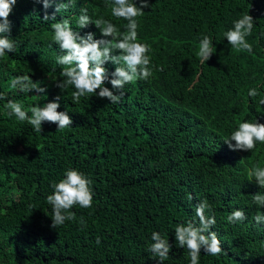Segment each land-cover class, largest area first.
Masks as SVG:
<instances>
[{
	"label": "trees",
	"instance_id": "trees-1",
	"mask_svg": "<svg viewBox=\"0 0 264 264\" xmlns=\"http://www.w3.org/2000/svg\"><path fill=\"white\" fill-rule=\"evenodd\" d=\"M149 2L137 18V42L150 46L153 74L126 84L113 104L98 94L73 103L71 86L56 87L54 80L63 79L56 63L60 49L52 21L43 20L55 3L45 10L42 0H16L8 18L16 50L0 58V93L6 97L0 99V264H160L147 251L154 231L171 245L164 264H190L174 229L198 223L195 207L205 199L222 252L212 256L202 248L199 264H264V222L253 219L264 207L252 201L264 188L248 180L250 169L264 167V143L243 151L223 140L246 119L264 123V0ZM111 6L112 0H76L56 19H69L73 31L102 39L94 23L80 28L76 21L87 7L93 21L107 19L125 31L127 21L114 17ZM245 13L254 19L246 37L252 52L238 51L225 36ZM205 35L213 54L202 63L199 41ZM104 67L110 77L116 65ZM18 74H29L46 92L11 89ZM104 86L112 89L109 80ZM251 88L255 98L248 95ZM57 96V111L72 118L66 129L42 122L36 132L7 115L9 99L28 110ZM68 168L92 181V207L74 206L77 219L55 229L47 196ZM235 209L247 219L228 223Z\"/></svg>",
	"mask_w": 264,
	"mask_h": 264
},
{
	"label": "clouds",
	"instance_id": "clouds-1",
	"mask_svg": "<svg viewBox=\"0 0 264 264\" xmlns=\"http://www.w3.org/2000/svg\"><path fill=\"white\" fill-rule=\"evenodd\" d=\"M43 7L47 10L55 3V11L49 14L45 11L44 21H52L50 24L54 32L53 43L59 46L60 54L56 57V63L62 66L60 77L55 79V85L59 89L66 90L71 86L74 91L71 94L73 103H78L81 97L90 94H98L100 98H107L110 103H119L124 95L123 89L126 84L135 82L137 79L147 80L153 74V66L148 53L151 51L149 45L137 42L138 22L137 18L143 15L149 7V0H112L111 13L116 18L127 21L124 25L125 31L107 19L92 20L88 14L87 7H81L80 15L76 25L85 28L94 23L100 30L102 39H94V33L80 35L73 31L69 19H56V13H66L74 7L76 0H42ZM16 0H0V58L5 53L15 52L16 41L10 37L11 22L9 15L13 11ZM225 36L228 43L238 51L252 52V44L246 37L252 34L254 19L249 13L243 14L233 22ZM118 53V54H117ZM213 54L212 40L205 35L199 41L198 56L202 63L208 61ZM111 61L116 65L110 77L104 65ZM109 80L112 89L105 87V81ZM10 88L22 93H45L46 87L34 82L29 74H18L10 80ZM97 89L99 92L97 93ZM248 95L255 98L258 92L255 88L249 89ZM0 99H6L4 93H0ZM60 96L42 106L38 103L25 110L24 105L18 101L8 100L5 108L8 116H15L19 121H27L36 132H41L42 122L57 124V129L63 130L72 124V118L65 111H57ZM264 105V99L260 100ZM231 150L251 151L256 143H264V123L257 120H244L238 128L232 131L230 136L223 139ZM233 141L235 143H233ZM248 180H255L264 188V167L256 166L248 171ZM92 181L81 171L75 168L65 170L64 177L52 184L53 192L47 196V202L52 209V228L62 226L66 221L76 220V214L72 209L74 206L80 208H91L93 193ZM193 197H188L191 200ZM252 201L258 207H264V193L257 192L252 195ZM211 206L208 201L200 200L195 207V215L198 223L189 221L180 223L175 229V242L181 248H187L190 256V264H199L201 249L204 252L216 256L222 252L221 241L211 227L216 224L214 215H210ZM228 223H236L247 219L246 213L241 209H235L227 216ZM254 221L259 224L264 222V214L258 212ZM79 223L84 226L86 222L80 217ZM152 243L147 251L152 258L157 259L160 264L168 259L171 245L160 232L151 234ZM97 238V243H99Z\"/></svg>",
	"mask_w": 264,
	"mask_h": 264
}]
</instances>
